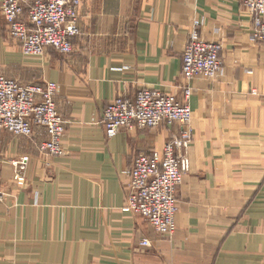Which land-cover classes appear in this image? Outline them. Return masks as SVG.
I'll use <instances>...</instances> for the list:
<instances>
[{"label":"crops","instance_id":"1","mask_svg":"<svg viewBox=\"0 0 264 264\" xmlns=\"http://www.w3.org/2000/svg\"><path fill=\"white\" fill-rule=\"evenodd\" d=\"M2 1L0 75L58 83L68 124L66 154L56 157L38 149L45 129L3 133L0 264H264V42L252 36L244 0H82L74 52L44 56L23 54ZM196 22L203 39L222 44L224 73L192 81L191 167L169 238L124 210L125 172L180 126L108 138L100 121L121 95L149 88L182 96L183 51ZM23 156L30 162L21 185L12 161Z\"/></svg>","mask_w":264,"mask_h":264},{"label":"built area","instance_id":"2","mask_svg":"<svg viewBox=\"0 0 264 264\" xmlns=\"http://www.w3.org/2000/svg\"><path fill=\"white\" fill-rule=\"evenodd\" d=\"M81 4L82 0H3L2 13L10 36L20 43L24 55L44 56L49 48L69 55L74 52V39L81 33ZM243 5L253 17V38L264 42V0H244ZM198 24L183 51L182 96L149 88L133 97L121 95L107 104L100 121L108 138L123 130L180 126V131L162 147L138 153L125 172L129 182L124 210L141 215L158 234L169 238L177 230L178 191L191 167L192 81L215 79L224 73L222 44L203 39ZM57 92L58 83L52 80L27 84L0 75V142L5 131L32 137L39 127L47 132V139L38 144L39 151L55 157L65 155L68 122L58 110ZM29 162V156L12 161L21 185L26 183ZM4 196L0 189V205ZM141 245L151 246V240L144 238Z\"/></svg>","mask_w":264,"mask_h":264},{"label":"rangeland","instance_id":"3","mask_svg":"<svg viewBox=\"0 0 264 264\" xmlns=\"http://www.w3.org/2000/svg\"><path fill=\"white\" fill-rule=\"evenodd\" d=\"M80 32H81V29H80ZM50 49V48H49ZM53 49V48H52ZM55 50V49H54ZM48 51V50H47ZM56 51V50H55ZM59 53V52H58ZM61 54V53H60ZM18 80V79H17ZM182 93H183V90H182ZM6 132V131H5ZM15 135V134H14ZM17 136H24V135H17ZM26 137H28V136H26ZM2 138H3V136H2ZM170 140V139H169ZM168 140V141H169ZM191 145V144H190ZM190 148V147H189ZM189 150V149H188ZM188 154H189V152H188Z\"/></svg>","mask_w":264,"mask_h":264}]
</instances>
